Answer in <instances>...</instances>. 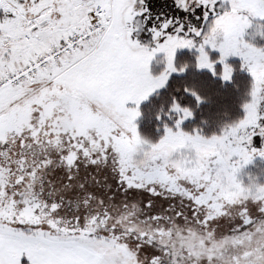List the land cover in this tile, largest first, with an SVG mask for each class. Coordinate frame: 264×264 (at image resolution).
I'll return each instance as SVG.
<instances>
[{
  "label": "snow or ice",
  "instance_id": "obj_1",
  "mask_svg": "<svg viewBox=\"0 0 264 264\" xmlns=\"http://www.w3.org/2000/svg\"><path fill=\"white\" fill-rule=\"evenodd\" d=\"M238 73V116L205 134ZM257 157L264 0H0V264H217L163 234L215 231ZM257 196L232 230L264 219Z\"/></svg>",
  "mask_w": 264,
  "mask_h": 264
},
{
  "label": "flooded vegetation",
  "instance_id": "obj_2",
  "mask_svg": "<svg viewBox=\"0 0 264 264\" xmlns=\"http://www.w3.org/2000/svg\"><path fill=\"white\" fill-rule=\"evenodd\" d=\"M97 108L99 109L98 105ZM140 131L146 139L147 134L142 126ZM242 177L240 178L239 174L238 179L243 183L239 192L224 189L220 193V199L211 207V211L218 218L215 222L219 226L215 231H202L200 226L191 224L190 221L184 225L173 224L171 229L163 234L162 243L169 245L177 254L181 249H185L201 257L214 255L217 257V264H229L230 257L235 254L245 251L256 253L259 248H264V219L255 221L251 227L240 225L239 229L232 230L234 224H239L235 216L240 197L247 192L248 198L256 196L259 199L257 193L264 188V174L261 172ZM229 216L232 219H219Z\"/></svg>",
  "mask_w": 264,
  "mask_h": 264
},
{
  "label": "trees",
  "instance_id": "obj_3",
  "mask_svg": "<svg viewBox=\"0 0 264 264\" xmlns=\"http://www.w3.org/2000/svg\"><path fill=\"white\" fill-rule=\"evenodd\" d=\"M248 76L243 75L242 73H238L235 75L236 82L240 85V91L237 92L232 88H229L226 91L225 99L223 101V106L221 111L227 110L229 113V117L226 119L222 115H216L214 117H210V126L207 127L204 131L205 134H211L213 131H219L218 127H223L225 124L231 121V119H235L239 114V104L241 102V98L244 92L245 85L248 80ZM185 130H191V128H186Z\"/></svg>",
  "mask_w": 264,
  "mask_h": 264
},
{
  "label": "rangeland",
  "instance_id": "obj_4",
  "mask_svg": "<svg viewBox=\"0 0 264 264\" xmlns=\"http://www.w3.org/2000/svg\"><path fill=\"white\" fill-rule=\"evenodd\" d=\"M231 62L238 63L239 61L234 58ZM242 74L247 76L246 73H242ZM141 124H142L141 126L144 128V130H145V132H146V134L148 136L147 137L146 134H145L146 140H149V141L155 140L156 139L155 134L151 133L143 123H141ZM254 169L256 171H254ZM258 172H261L262 174H264V159H260L259 157L255 158L254 161L251 164H249L246 167H244L239 174H240V178H243L242 176H245V177H247L248 175H250V176L252 175L253 176V175L258 174Z\"/></svg>",
  "mask_w": 264,
  "mask_h": 264
}]
</instances>
